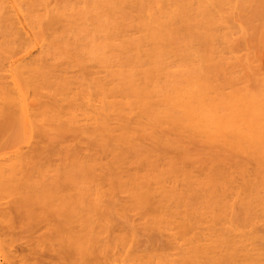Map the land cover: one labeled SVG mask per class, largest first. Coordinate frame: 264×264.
Instances as JSON below:
<instances>
[{
  "label": "bare ground",
  "instance_id": "obj_1",
  "mask_svg": "<svg viewBox=\"0 0 264 264\" xmlns=\"http://www.w3.org/2000/svg\"><path fill=\"white\" fill-rule=\"evenodd\" d=\"M250 1L0 0V151L11 129L24 130V141L38 138L29 152L18 147L0 158V206L11 203L0 207V227H12L13 213L45 225L62 264H264L256 227L264 222V84L257 95L233 87L231 63L242 59L224 54H237L239 30L250 39L234 24L238 14L251 15L241 12ZM35 47L37 56L25 59ZM87 60L104 75L89 77ZM59 63L80 74L56 71ZM224 131L245 138L230 147L233 135ZM69 136L83 137L91 152L80 153ZM133 212L171 230L176 252L129 253ZM118 217L126 223H114ZM4 238L0 252L13 243ZM11 257L0 264H13Z\"/></svg>",
  "mask_w": 264,
  "mask_h": 264
},
{
  "label": "rangeland",
  "instance_id": "obj_2",
  "mask_svg": "<svg viewBox=\"0 0 264 264\" xmlns=\"http://www.w3.org/2000/svg\"><path fill=\"white\" fill-rule=\"evenodd\" d=\"M252 1H250V2L253 5L248 3L247 7L246 6L243 7L242 11L241 10L240 11L243 12V13L246 12L245 14H247V12H248L249 14L252 15L251 11H249L247 8H249L250 5H251L252 8H255V7L259 8L260 5H261V7H260L261 9L259 8L260 10L258 12H259L260 17H264V16H261V14H260L261 10L264 11V6H262L264 4L261 3V2H264V0H254L253 3H252ZM256 1L258 3H256ZM246 4H247V2H246ZM257 4H258L259 7L257 6ZM253 6H255V7H253ZM251 7H250V10H252V12L255 11V13L258 14V12H257L258 9L255 8L256 10H253V9H251ZM223 8H225V6ZM244 8H245V12L243 11ZM227 9H229V8L227 7ZM237 10H239V9H237ZM262 11H261V13L264 14V12H262ZM233 12H236L235 8L233 9ZM241 12H239V13H241ZM255 13H253V14L256 15V19L257 20H255V16L253 17L254 18L253 19L251 17V15L249 16L247 14V16L241 17V15H243V14H240V16H239L238 13H235V14H238L237 17H236L238 21H236V20H235L236 22L233 21V22H235L234 23L236 25L235 27L238 26L241 29V26H242L243 30H244V28H247L246 31H248V32L245 31V36H244L243 33L242 34L246 38H248L249 37L248 34H250L251 36L249 38L251 39V37L253 36V38H252L253 41L250 42L251 41L250 39L244 40L243 38H238V37H241L240 32H243V31H240L238 29L239 30L238 33L236 32L233 35V36H235L234 37L235 38V42L232 41V44H233V42L236 44L234 48L238 47L237 48L238 51L236 50L237 54L232 52V47H233L234 44L232 45L231 50H230L232 53L230 54V52L225 51L224 54L227 53V55H225V57L227 56L226 58H228V60H227L228 62L230 61L229 59L234 57L232 54L237 55L238 58L241 57L240 59H242V60L238 59L240 62L237 61L236 58H235V60L237 61V63H241V64H242V62H244L242 65L244 66V64H245V66H246V69H244L245 66L244 67L240 66L241 64L240 65L239 64H233V63H236V62L231 63L232 65L230 63L229 64L227 63V65L234 66L233 67L234 69L232 67L231 68L233 69L232 71H234V75L236 76V78H235V76H231V73H232V72L230 73L231 69L229 70V72L226 71L227 75H225V77H229V76L234 77L232 79H234V81L236 80V82L232 83L233 87H236V88L238 87V89L241 91V88H239V87H242V86L244 87L245 86L244 88L242 87L243 89H245L248 86V88H246L247 90L250 89V91L251 90L255 91V89H257V91H256V95H257L261 90H264V89H262L264 87H262V85H261V84H264V41H262V40H264V36H261V35H264V30H262V29H264V26H262V25H264V20H262L260 22L261 18L259 19V15L255 14ZM257 16H258V18H257ZM245 17H248L249 20H248V18H246V20H245ZM251 18L254 20V23H253V20ZM262 19H264V18H262ZM244 20L246 22L247 21H249V22L246 23ZM241 21H243V22H241ZM256 21H257V24H256ZM250 23L254 24V25H251ZM258 23H261L260 27L262 26L261 27L262 29L260 28V32L261 33L258 32L259 31V29H258L259 28L258 27L259 24ZM234 24H233V26H234ZM246 25L249 27V30H248V27H246ZM243 26H244V28H243ZM256 28L258 30H256ZM254 29L257 31V33L255 32ZM235 31H237V30L235 29ZM249 31L251 33H249ZM92 32H93L92 34H94V31H92ZM128 33H134V31L131 29V27L128 28ZM254 34L258 35L257 36L258 38H256V40L258 39L257 40L258 43H255V44H253V42L255 41L254 38L256 37V35H254ZM259 34H260V36H259ZM260 37L262 38V40H261ZM232 39H233V37H232ZM1 40L2 39L0 37V42H1ZM243 40L246 41V43H248V42L251 43V47L250 48H249L250 45L247 44L248 50H247V48H245L246 45L244 44ZM238 42H239V44L241 46H239V44H237ZM256 44H258V45H256ZM242 46H245V47H242ZM227 50H229V49H227ZM39 51H40L39 47H35L24 58L25 59H29V58L35 57V56H37ZM233 51L235 52V50H233ZM246 53H249V55L246 54ZM250 53H251V55H250ZM228 54H229V56L231 58L228 57ZM16 55H18V54H16ZM19 55L21 56V54H19ZM20 56H18V57H20ZM18 57L16 56V58H18ZM251 57H253V60H252ZM245 59H247V60H245ZM248 59H251V61L250 60L248 61ZM232 60L235 61L234 58L231 59V62H232ZM87 61H88L87 62V66H88L89 77H93V76L102 77L104 75L103 70L100 67H98V65L95 64L94 61H91V60H87ZM250 62H252V63H250ZM4 63H6V60L4 61ZM249 63H250V66H249ZM58 65L59 66L57 67L56 71H60V70H63V69L66 68V65L64 63H59ZM229 68H230V66H229ZM246 71H247V76L245 75ZM66 72H67L66 73L67 76L76 77L77 75L80 74V69H79V67H68V68H66ZM2 73L3 74L4 73L7 74L6 70H5V72H2ZM259 86L262 87V88L260 87L261 88V89H259L260 91L258 90ZM251 88H255V89H251ZM230 89H231V87L229 85H226L224 91L226 93H229ZM254 91H253V93H254ZM261 93H264V92H261ZM220 113H222V112H220ZM237 121L235 120L236 124L233 121H232L231 124L234 123L235 127L240 125L242 130H243L242 132H244V131L246 133L248 132L249 133V134L247 133L248 136L245 134V132L241 133V134L246 135V139L248 137L250 138L251 135L253 136L252 131H250L246 127H244L245 125L243 124L244 123L243 121H240V120H237ZM234 124H233L232 127H234ZM18 128L19 127H17L16 129L15 128L11 129L12 131L9 130L5 135H3V139H2V143H1L2 150L0 151V158H6V157L10 156L14 152V150L17 149L18 147H20L24 152H29V150L31 148H33L32 146H34L36 144L35 142H37L38 138L35 135L33 137L29 138L28 140L24 141L26 139V134H24V130H22L21 128H19V129ZM20 131H21V134H20ZM228 132L226 133L224 131V133H226V134L223 133L222 135H224V136L225 135H227V136L233 135L234 137L236 136V135L232 134V132H229V133ZM219 133H222V132L219 131ZM215 135L217 136L218 132H216ZM220 136L221 135H219V137ZM233 136H231L232 138L231 137L230 138L235 143L233 141L230 142L231 143L229 145L230 147L232 145L233 146L237 145V143L240 144V142H242L241 140H244V138H245V136H243L244 137L243 138L240 135V136H238V137H241L239 139L240 141L239 140L235 141ZM221 137H222V140L224 141L223 136H221ZM238 137H235V138H238ZM212 138L211 139L208 138L207 140H205L207 142L211 141L210 142L211 146L209 145L210 143L208 144L209 147H212V142L214 141V140H212ZM217 138L218 137H216V139ZM230 138L229 139L227 138V140L230 141ZM21 140H22V142H21ZM219 140L221 142V139L218 138L216 140L217 142L214 143V144L217 145ZM18 141H20V142H18ZM85 141L86 140L83 137L81 139H74V138H72L70 136L66 140L67 143L71 144L74 147H77L78 150L80 151V153H82L83 155L84 154H88V153L91 152L90 147L88 148L86 146L87 143ZM198 142H199L198 146H201V147L205 146L204 144L206 142H204V140H203L204 144L201 143L199 140H198ZM214 144H213V147H215ZM221 144H220V147L222 146L221 148H223V147L224 148H226V147L228 148V145H227L228 143L224 144V145H226V147L223 144L222 145ZM208 145H206L205 147H207ZM218 147H219V145H218ZM104 161H105V158H102L101 162H104ZM58 163H59V157L57 155L53 156L51 161H50V164L52 165V167H53V165L58 164ZM227 163H228L227 164V168H228L229 172H231V174L233 176H236L233 164L230 162V160L227 161ZM199 166L201 168V165H198V164L195 163L194 170L196 172L199 169L198 168ZM250 167L252 168V165H249V169H251ZM236 179H237V181H239L238 176H236ZM117 199L120 202H122V201L127 200L128 197L124 193H118L117 194ZM105 206H106V203L103 205V208ZM0 207H1V209H6V208L9 209L11 207V203L8 200H2ZM13 216H14L13 221H12V223L10 222L12 224V227L10 226L11 228L9 230H8V228H9L10 224L7 226V224L5 223L6 225H5L4 229L2 228L4 224L0 225V226H2V227H0V229H1L0 230L1 238H4V236H6V238H7L8 236H10L11 237L10 241H11V239L13 240V243H11L12 244L11 247H8L7 250L5 248V250H3L4 253L2 251L0 252V254L3 255V258H2V255H0V261L1 262H4L6 260V258H7V261H5V262L8 263V261H9L8 257L9 256H13V257H11L13 259L12 260L13 264H25V263H27V264H31L32 263L33 264L34 262H38L39 264H62L63 259H62L61 249H60V246L58 245V243L55 242V241H47V240L44 239L45 235L48 232V229H47L48 227H46L45 225L40 224V223H38L37 225L32 226V225H29L28 223H26L25 221L21 222L19 220V218H18V214L17 213H13ZM130 216H131L130 220H132L133 224L135 225V227H134L135 238L131 242L130 246L126 247L127 251L129 250V253H131L132 255H135V256L141 255L142 259H144V258L146 259L147 257H150V258H151V256L154 257V255H156V254H158V255L159 254H161V255L162 254H174L176 252V249L170 243L171 239H172V236H171L172 231L171 230H160V229L157 230V229L153 228L151 225H148L147 218H144V217L140 216V214H138L137 212L130 213ZM115 218L117 219V217H115ZM115 218L113 219V222H114ZM120 218H119L118 221L115 220L116 222H114V223H117L119 225L121 223L125 224L126 220H124L123 218H121V219H123V220H121ZM123 221H125V223ZM256 227H257V230L260 232V234L264 235V222L258 223L256 225ZM2 232L4 233V235L2 234ZM6 240H8V238ZM9 250L11 251L12 255H11V253L7 254ZM5 252H7V253H5ZM5 255L8 256V257L5 258ZM117 262H116V264H117ZM113 264H114V262H113Z\"/></svg>",
  "mask_w": 264,
  "mask_h": 264
}]
</instances>
